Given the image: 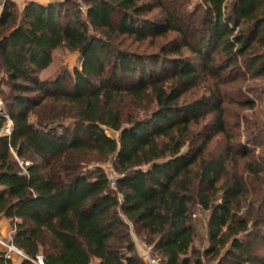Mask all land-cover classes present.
Listing matches in <instances>:
<instances>
[{
	"label": "trees",
	"instance_id": "16d2710c",
	"mask_svg": "<svg viewBox=\"0 0 264 264\" xmlns=\"http://www.w3.org/2000/svg\"><path fill=\"white\" fill-rule=\"evenodd\" d=\"M69 2L19 10L5 0L0 11V99L12 124L0 136V218L12 244L43 264H146L133 234L159 264H264V143L257 156L246 148L264 124L231 132L223 107L252 111L263 99L245 92L264 90L244 87L236 100L220 89L228 70L226 85L264 77V0H202L191 11L188 0H84V17L73 5L63 23ZM169 33L178 37L158 56L122 48ZM61 47L79 52L80 68L39 80ZM202 76L207 95L183 103ZM217 136L222 149L210 152ZM13 154L29 161L23 172ZM110 160L114 188L88 169Z\"/></svg>",
	"mask_w": 264,
	"mask_h": 264
},
{
	"label": "rangeland",
	"instance_id": "374dc122",
	"mask_svg": "<svg viewBox=\"0 0 264 264\" xmlns=\"http://www.w3.org/2000/svg\"><path fill=\"white\" fill-rule=\"evenodd\" d=\"M5 0H0V11L2 8V3ZM9 1H15V0H9ZM23 1L25 4L29 3L28 0H21ZM66 0H39L38 3L40 5V3L44 4H48V3H64ZM71 2H69V5H67L66 7L68 8L67 10V16L65 17V19H63V23H65L69 17L71 16V13L73 11V5H76L78 9V11L80 12L81 17H84L85 12H86V6L84 4V0H70ZM188 4L187 5V9L189 11L193 10L194 7L198 4L202 3V0H188ZM14 3V2H13ZM151 15L154 16H160L161 12L159 10H155L153 13H151L149 16L147 17H151ZM178 36L175 33H169L167 34L165 37L162 38H156L153 41L147 40L144 43H134L131 40H126L123 43L122 48L123 49H127L132 51L135 54L138 55H142V56H158L160 54V47H169L170 43L172 41H174ZM52 62L51 64L44 70H42L39 74H38V79L41 81H47V82H53L54 80H56L58 77L63 76V74L65 72H69L72 73L74 69L76 68H80V63H81V58H80V54L77 51H72L69 50L66 47H61L58 48L56 50H54L52 52ZM183 55L184 57H188V58H193L192 54L186 50L183 51ZM229 70L224 72L223 76H224V80L227 83V80L229 78ZM244 72L241 70H238L236 75L238 76V79H243L245 76H243ZM4 75L1 73V69H0V79L3 78ZM5 79V77H4ZM202 82L200 83V85L189 91L187 94H185L182 98V102L185 104H189L191 102H194L195 100L200 99L202 96L207 95L208 93V89H209V83H211L210 80L207 79V76H202ZM226 83L224 84V86H221L220 89H222L223 92H226V94L229 96L230 98L233 99H239L241 98V92H245V88L244 87H250L253 86L255 89H259V90H264V77L261 78H255V79H245V82H239V84H233V85H226ZM2 90L5 93H8V88L5 86L1 87ZM239 92V93H238ZM247 95H249L250 97H255V99H258L257 97H261L263 100L261 103H256L255 109L252 111H240L238 110V107H236L234 104H226L224 103L223 107L225 109V116L227 118L228 123L230 124L229 130L231 132H235V131H239L240 133L245 131L246 128V122L248 124H251L250 127L254 128L257 125L262 126L264 124V92L263 94L257 92V90L255 92H245ZM249 93V94H248ZM209 106H207L202 112H201V117L199 119L198 124L194 125L192 127V132H193V136L194 138H196L195 136H197L198 133H201L203 130L206 131L204 129V125L209 123L212 117V113H208L209 111ZM0 110L2 111V115L4 117H6V121L5 124L3 126V128L0 130V136H7L10 133L11 130V122L8 119L6 113H5V109H4V105L0 99ZM43 113H38V114H30V121H34L35 122V117H37L36 115H39L40 117L42 116ZM2 116V117H3ZM243 118H246L245 120H243ZM69 123V122H68ZM66 123V124H68ZM263 123V124H262ZM108 136H112V137H117L116 134L111 133L109 131H106ZM243 139V138H242ZM245 140V138L243 139V141ZM222 142H223V138L221 136H217L216 138H214L212 140V142L210 143V152H219L222 149ZM264 143V134H259V137L256 141L251 142V143H246V148L250 151L249 154L251 155H259L261 154V152L263 151V147L262 144ZM186 149H184V151H186ZM13 160L16 161L17 163V168L19 171L23 172L24 168L26 166L29 165V161H23L20 159H17L16 156L13 154ZM244 160H240L238 162L239 167L242 166ZM94 167L100 168L103 170V172L105 173V175L107 176V178L110 181V187L114 188V183L116 178L118 177V174L115 172L114 170V163L113 160H110L108 162L105 163H97V164H93L90 165L88 167V169H93ZM251 183V182H250ZM253 187L255 186V188H259L260 184L259 182H252ZM196 215L198 217H201L200 219H206L204 217H206V213H203L200 209L197 210ZM8 223V224H7ZM8 226H7V225ZM6 225V226H5ZM0 238L4 243H12V236L14 234V230L12 228V225L10 224V222L7 220H4L3 218H0ZM138 240V239H137ZM139 244H143L145 245L144 242L138 240ZM146 246V245H145ZM4 251L5 248L3 246L0 245V258L4 257ZM260 255H264L261 254V252H259ZM10 257H14L15 260V264H22V258L19 257L16 254H10ZM38 257V256H37ZM17 260V261H16ZM1 264V263H0Z\"/></svg>",
	"mask_w": 264,
	"mask_h": 264
},
{
	"label": "built area",
	"instance_id": "2783aa9c",
	"mask_svg": "<svg viewBox=\"0 0 264 264\" xmlns=\"http://www.w3.org/2000/svg\"><path fill=\"white\" fill-rule=\"evenodd\" d=\"M31 3L39 4V0H28ZM0 245L5 248L4 256L5 259L10 260V254H16L22 258V263L28 261L30 264H43L41 257H36L35 259L28 258L22 251L17 249L12 243H4L0 238ZM143 254L146 259V264H159L158 259L153 255L152 247L146 246Z\"/></svg>",
	"mask_w": 264,
	"mask_h": 264
},
{
	"label": "crops",
	"instance_id": "0c3cea01",
	"mask_svg": "<svg viewBox=\"0 0 264 264\" xmlns=\"http://www.w3.org/2000/svg\"><path fill=\"white\" fill-rule=\"evenodd\" d=\"M14 2V4L16 5V7L19 9V10H22L23 8H24V6L26 5L23 1H21V0H15V1H13ZM40 5H46V3H40ZM4 220H6L5 218H3ZM6 222H7V220H6ZM8 224V223H7ZM6 224V225H7ZM5 225V226H6ZM8 226V225H7ZM1 228V227H0ZM132 236V240H133V242H134V244H135V250H136V253H137V255L146 263V259H145V256H144V254H143V251L145 250V245H143V244H139V242H138V240L135 238V236L132 234L131 235ZM17 261V260H16ZM10 262H11V264H15V260H14V257L12 258V257H10ZM22 263V262H21Z\"/></svg>",
	"mask_w": 264,
	"mask_h": 264
},
{
	"label": "water",
	"instance_id": "95a60500",
	"mask_svg": "<svg viewBox=\"0 0 264 264\" xmlns=\"http://www.w3.org/2000/svg\"><path fill=\"white\" fill-rule=\"evenodd\" d=\"M1 112H2V111L0 110V117H2V116H3Z\"/></svg>",
	"mask_w": 264,
	"mask_h": 264
}]
</instances>
